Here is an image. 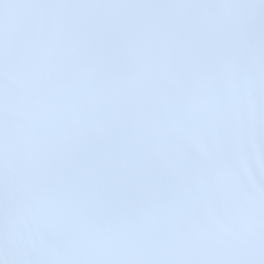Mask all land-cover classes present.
Returning a JSON list of instances; mask_svg holds the SVG:
<instances>
[{
  "label": "snow or ice",
  "instance_id": "6c2138e0",
  "mask_svg": "<svg viewBox=\"0 0 264 264\" xmlns=\"http://www.w3.org/2000/svg\"><path fill=\"white\" fill-rule=\"evenodd\" d=\"M0 264H264V0H0Z\"/></svg>",
  "mask_w": 264,
  "mask_h": 264
}]
</instances>
